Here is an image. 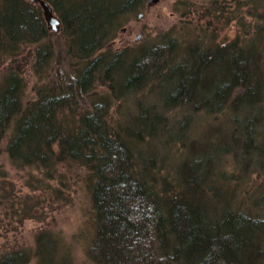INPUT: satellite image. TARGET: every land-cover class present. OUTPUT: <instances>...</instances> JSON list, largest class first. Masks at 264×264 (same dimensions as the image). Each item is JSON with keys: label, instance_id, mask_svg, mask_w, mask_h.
Returning <instances> with one entry per match:
<instances>
[{"label": "trees", "instance_id": "obj_1", "mask_svg": "<svg viewBox=\"0 0 264 264\" xmlns=\"http://www.w3.org/2000/svg\"><path fill=\"white\" fill-rule=\"evenodd\" d=\"M42 1L56 12L67 51L82 68H76L75 79L52 81L48 90L37 88L34 98L23 103L22 74L10 67L0 78V143L10 129L8 156L41 166L46 175L65 160L89 170L94 234L88 256L98 264H264V217L228 202L220 194L223 172L215 173V179L209 170L215 152H226L232 145L243 155L264 159V136L255 132L260 115L256 112L263 110L264 23L255 20L252 30L241 16L246 7V14L264 18V9L263 14L256 12L264 0H221L214 9L223 24L237 21L242 38L205 47L193 44L181 56H176V42L169 40L133 58L125 51L93 55L108 38L115 18L133 10L139 0ZM226 1L233 5L229 11ZM48 33L39 1L0 0V59L13 55L23 42L40 44L33 64L37 70L51 56L43 42ZM210 35L213 40L214 30ZM96 75L114 80L109 86L115 93L159 77L157 86L166 85L163 105L201 106L230 127L222 139L191 142L175 171V185L174 180L158 182L154 158L141 151L145 140L140 135L160 130L151 113H141L138 125L130 129L111 130L103 99L84 113L72 106ZM183 122L177 135L184 132ZM168 132L161 129L164 137ZM262 196L264 192L259 200ZM22 257L23 252H8L0 264H19Z\"/></svg>", "mask_w": 264, "mask_h": 264}, {"label": "rangeland", "instance_id": "obj_2", "mask_svg": "<svg viewBox=\"0 0 264 264\" xmlns=\"http://www.w3.org/2000/svg\"><path fill=\"white\" fill-rule=\"evenodd\" d=\"M220 3L221 0H139L133 10H126L115 18L108 38L93 56L106 51L111 54L125 51L128 58H133L169 40L176 42V56H181L193 44L205 47L228 43L236 36L242 38V28L235 19L225 25L218 17L220 11L215 10ZM214 4L217 6L213 7ZM259 4L256 12L260 15L264 1ZM232 6V2L226 1L228 11ZM245 10L246 7L241 16L252 30L255 20L264 23V18L246 14ZM52 13L57 16L53 9ZM48 28L50 33L43 42L49 45L51 56L37 70L33 69V64L40 44L23 42L13 55L0 59V78L11 70L10 67L21 72L23 103L34 98L37 88L48 90L52 81L64 84L75 79L77 70L82 68L67 51L69 46L61 24L59 30ZM213 30L216 35L212 40ZM127 61L124 64L128 66ZM262 64L264 67V59ZM100 76L91 79V86L86 87L83 95L74 97L72 106L84 113L91 111L93 102L103 99L105 118L111 130L130 129L138 125L141 113H151L160 130L152 136L140 135V139L145 140L141 151L154 158L152 167L159 174L158 182L174 180L171 182L175 185V171L183 155L192 147L191 142L199 145L206 140L222 139L230 127H226L222 117L207 115L201 106L163 105L166 85L164 81V87L157 86L161 84H157L161 80L159 77L137 88H123L116 94L109 86L114 80ZM262 99L260 107L263 110L256 112L260 114L255 130L259 137L264 136V96ZM182 120L184 132L177 135ZM163 128L169 130L166 137L162 136ZM10 134L9 129L0 143V258L5 253L19 251L23 252L21 264H98L87 253L94 234L89 170L78 161L65 160L56 162L50 175H46L41 166L16 162L5 151ZM129 134L136 135L131 131ZM182 140L187 145L182 144ZM236 150L232 145L226 152H215L209 166L210 175L216 179L215 173L223 172L221 196L231 204H239L241 209L250 208L252 214L264 217V196L258 198L264 192V159ZM260 243L264 245V240Z\"/></svg>", "mask_w": 264, "mask_h": 264}, {"label": "water", "instance_id": "obj_3", "mask_svg": "<svg viewBox=\"0 0 264 264\" xmlns=\"http://www.w3.org/2000/svg\"><path fill=\"white\" fill-rule=\"evenodd\" d=\"M43 8V14L49 27L53 30H57L60 24V20L52 13L51 7L47 5L44 1L39 0Z\"/></svg>", "mask_w": 264, "mask_h": 264}, {"label": "bare ground", "instance_id": "obj_4", "mask_svg": "<svg viewBox=\"0 0 264 264\" xmlns=\"http://www.w3.org/2000/svg\"><path fill=\"white\" fill-rule=\"evenodd\" d=\"M47 4V3H46ZM47 5H49V4H47ZM52 10V9H51ZM57 17V16H56ZM58 18V17H57ZM59 19V18H58ZM47 25H48V23H47ZM60 25V24H59ZM48 27H49V25H48ZM58 30H59V26H58ZM54 31V30H53Z\"/></svg>", "mask_w": 264, "mask_h": 264}]
</instances>
